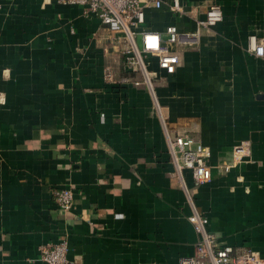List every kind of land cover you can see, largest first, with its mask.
Listing matches in <instances>:
<instances>
[{"label": "crops", "instance_id": "crops-1", "mask_svg": "<svg viewBox=\"0 0 264 264\" xmlns=\"http://www.w3.org/2000/svg\"><path fill=\"white\" fill-rule=\"evenodd\" d=\"M172 1L144 26L194 29L215 4L223 19L175 47L181 64L160 73L156 100L105 79L121 57L81 6L0 0V264H47L41 248L63 238L71 264H179L197 240L183 184L223 244L264 260V58L247 51L250 34L264 37V0H180L185 14ZM165 125L209 148L210 181L180 177ZM60 187L73 189L69 212Z\"/></svg>", "mask_w": 264, "mask_h": 264}, {"label": "built area", "instance_id": "built-area-1", "mask_svg": "<svg viewBox=\"0 0 264 264\" xmlns=\"http://www.w3.org/2000/svg\"><path fill=\"white\" fill-rule=\"evenodd\" d=\"M62 4L79 5L87 17H97L108 29L105 51L114 49L121 57L122 72L118 75L109 66L105 67V79L111 83L145 86L157 100L156 87L160 73L171 75L181 64L175 47L196 46L201 42L205 30L211 29L223 19L219 5H211L205 17L197 19L194 29H181L175 24L167 25L165 37L159 31L145 27L146 11L149 7H160L161 0H56ZM173 11L186 13L180 0H173ZM140 36L141 45L137 38ZM247 51L264 58V37L252 33L248 36ZM168 152L182 177L190 170L196 185L210 181L213 166L209 163L210 150L193 134L182 132L171 135L166 128ZM250 142L240 141L234 146V154L242 159L249 154ZM231 165L223 168L229 170ZM187 192L192 212L188 216L197 234L192 255L180 257L179 264H264L263 258L250 249L223 244L209 229L206 213L197 209L191 192ZM60 210L69 212L74 205V192L70 187L53 191ZM41 259L47 264H71L68 257V238L50 242L41 248Z\"/></svg>", "mask_w": 264, "mask_h": 264}, {"label": "rangeland", "instance_id": "rangeland-1", "mask_svg": "<svg viewBox=\"0 0 264 264\" xmlns=\"http://www.w3.org/2000/svg\"><path fill=\"white\" fill-rule=\"evenodd\" d=\"M137 41H138V44L141 45V38H140V36H138Z\"/></svg>", "mask_w": 264, "mask_h": 264}]
</instances>
